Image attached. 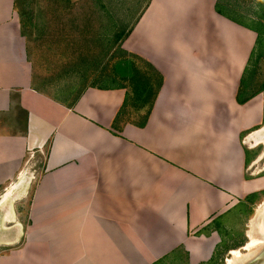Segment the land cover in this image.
Segmentation results:
<instances>
[{"label":"crops","instance_id":"1","mask_svg":"<svg viewBox=\"0 0 264 264\" xmlns=\"http://www.w3.org/2000/svg\"><path fill=\"white\" fill-rule=\"evenodd\" d=\"M18 1L0 0V187L35 181L14 192V211L0 204V264L215 260L221 223L264 188V177L245 176L253 158L242 141L263 119L243 83L257 30L232 13L234 0H139L126 30L87 49L101 53L93 65L67 70L75 86L52 91L29 59L44 21L37 27L32 14L25 28ZM95 6L101 28L114 25L118 14ZM110 49L141 57L161 80L143 126L113 124L123 84L88 79ZM27 199L25 214L15 209Z\"/></svg>","mask_w":264,"mask_h":264},{"label":"rangeland","instance_id":"2","mask_svg":"<svg viewBox=\"0 0 264 264\" xmlns=\"http://www.w3.org/2000/svg\"><path fill=\"white\" fill-rule=\"evenodd\" d=\"M96 1L28 0L23 13L21 5L23 0H19L16 4L25 28L28 22L30 25L32 14L36 18V24L41 20L44 21L43 35L29 37V59L32 62L33 74L44 79L45 87L50 88L52 91L73 88L75 86L73 83H67L70 79L69 75H67V70L70 69L68 72H74L76 69L79 72L80 70L77 66L79 63H83L85 66L95 62L97 58L94 55L100 56V51H87V49L90 46L97 47L95 42H97L96 39L99 36L101 37V34L108 35L105 37H108L107 39L109 40L112 39L109 35L114 32L126 30L140 6L139 0H129L127 3L125 2L126 0H101L103 3L105 2L111 12L118 14L117 20L113 23L114 25H110L106 30H103L99 16L95 14L99 10L95 6ZM223 1L221 0V3ZM220 5L223 6L222 4ZM231 9L235 16L246 24L253 26L258 32V40L253 49L243 83L245 93L249 96H254V98L262 102L263 119L255 130L248 131L242 136V141L245 143L249 134L264 128V0H234ZM29 27L31 30V26ZM37 27H39L38 24ZM110 44H113L112 40L108 43V45ZM117 56L119 55L115 50L103 51V59L99 68L89 66L85 69V72L88 79H92L93 82L98 80L108 82L109 79L107 77H98L101 74H106L123 84L129 94L125 118L127 120L140 119L151 102L152 94L155 91L154 83L156 78L143 61L130 55ZM74 64L76 68L73 67ZM65 71L66 76L64 75ZM72 79L73 77L71 76ZM245 145L249 146L246 143ZM250 151L251 155L249 157H252L253 161L246 163L245 176L250 178L264 177V158H260L264 154V144H259L251 148ZM26 169L25 171H27ZM22 179L10 181L0 187V204L3 203L8 206L10 211H14V203L16 202L10 196L5 199L2 198L6 190L12 184H16L15 194L16 197H19L18 193L26 188H31L35 181L23 179L22 182ZM263 190L264 188L258 191ZM27 201L28 199L24 200V202L19 201L18 204L23 203L24 206H17L16 204L15 209L18 207L25 214ZM263 204L264 192H261L255 197L253 202L239 206L236 211L228 216L227 220L221 223L219 229L221 249L219 248L217 251L215 260L206 264H226V260L230 257L229 248L240 249L242 246L236 247L239 243L242 241V244L248 242L246 234L249 230L251 219L256 216L258 208ZM4 216L5 214L0 207V235L4 234L1 232H5ZM4 248L3 244L0 243V253ZM242 248L241 252L243 255H247V252H243ZM181 261L184 262V259H181ZM175 264H181L180 260L176 261Z\"/></svg>","mask_w":264,"mask_h":264},{"label":"bare ground","instance_id":"3","mask_svg":"<svg viewBox=\"0 0 264 264\" xmlns=\"http://www.w3.org/2000/svg\"><path fill=\"white\" fill-rule=\"evenodd\" d=\"M246 144L252 148L259 144H264V128L250 134L246 139ZM261 157L264 158V154L261 155L260 158ZM15 190L16 186L12 189V191L6 193L4 199L7 196L12 198ZM0 207L2 208V206ZM251 220V224L247 232L248 242L242 248V251L247 252L248 256L258 251L264 245V204L258 208L256 216ZM247 255H243L241 249L232 250L230 252V257L226 260V264H239L248 257Z\"/></svg>","mask_w":264,"mask_h":264},{"label":"trees","instance_id":"4","mask_svg":"<svg viewBox=\"0 0 264 264\" xmlns=\"http://www.w3.org/2000/svg\"><path fill=\"white\" fill-rule=\"evenodd\" d=\"M257 40H258V35H257V38H256V42H257ZM252 54H253V51L251 52L250 58L252 57ZM130 56H132V57H134V58H137V59L143 61V62L145 63V65H147L148 67H151V65H150L148 62L144 61L141 57H138V56L133 55V54H130ZM250 58H249V62H250ZM160 83H161V80H160L159 82L156 83L155 87L158 88V86L160 85ZM155 91H156V90H155ZM155 91H154V93H155ZM154 93L152 94L151 102H152L153 99H154V98H153ZM128 100H129V94H128V92H127L126 95H125L124 102H123L121 108L118 110L117 115L115 116L114 123H113L115 126L118 125L119 123L123 122V120L126 119L125 116H126V114H127L126 108H127V105H128ZM245 100H247V99H244V101H243V99H241V97H240V92H239V93L237 94V101H239L240 103H241V102L243 103V102H245ZM151 102H150V104H151ZM149 106H150V105H149ZM149 111H150V107H148L147 111H146V112L140 117L139 121L137 122L140 126H143V125L145 124V122H146V120H147V116H148ZM126 120H127V119H126ZM261 192H264V190H263V191L253 192V193H250V194L246 195L245 198H244V202H243V203L245 204V203H248V202H253L254 199H255V197H256L259 193H261ZM259 204H260V203H259ZM259 204H258V205H259ZM251 218H252V217H251ZM251 218H250V219H251ZM242 242H243V241H242ZM242 242L239 243L236 247H239V246L244 247V245L246 244V242L244 243V245L242 244ZM242 247H241V248H242ZM241 248H240V249H241ZM232 250H237V249H231L230 251H232ZM238 250H239V249H238ZM230 251H229V252H230Z\"/></svg>","mask_w":264,"mask_h":264},{"label":"water","instance_id":"5","mask_svg":"<svg viewBox=\"0 0 264 264\" xmlns=\"http://www.w3.org/2000/svg\"><path fill=\"white\" fill-rule=\"evenodd\" d=\"M239 264H264V245L256 252L255 255H249L244 261Z\"/></svg>","mask_w":264,"mask_h":264}]
</instances>
